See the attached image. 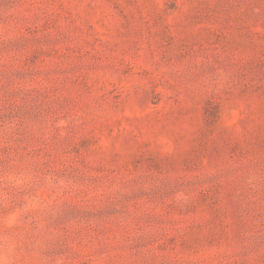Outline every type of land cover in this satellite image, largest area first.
Returning a JSON list of instances; mask_svg holds the SVG:
<instances>
[{
  "label": "rangeland",
  "instance_id": "1",
  "mask_svg": "<svg viewBox=\"0 0 264 264\" xmlns=\"http://www.w3.org/2000/svg\"><path fill=\"white\" fill-rule=\"evenodd\" d=\"M0 264H264V0H0Z\"/></svg>",
  "mask_w": 264,
  "mask_h": 264
}]
</instances>
